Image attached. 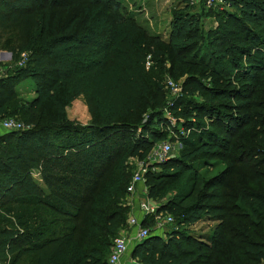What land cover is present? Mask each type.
Here are the masks:
<instances>
[{
	"label": "trees",
	"instance_id": "16d2710c",
	"mask_svg": "<svg viewBox=\"0 0 264 264\" xmlns=\"http://www.w3.org/2000/svg\"><path fill=\"white\" fill-rule=\"evenodd\" d=\"M229 1L234 13L195 15L180 0L164 49L123 13V0H0V41L16 34L10 52L16 62L26 55L0 78V120L39 115L32 127L0 135V264H108L129 212V160L180 128L188 134L179 157L146 175L151 199L171 197L162 211L175 226L137 242L132 259L264 264V34L253 29L264 24V0ZM203 16L221 22L210 37ZM166 53L188 75L174 127L163 114ZM148 56L156 65L146 69ZM29 79L37 96L25 111L16 88ZM81 97L87 126L67 117ZM203 221L215 223L209 236L192 230Z\"/></svg>",
	"mask_w": 264,
	"mask_h": 264
},
{
	"label": "rangeland",
	"instance_id": "374dc122",
	"mask_svg": "<svg viewBox=\"0 0 264 264\" xmlns=\"http://www.w3.org/2000/svg\"><path fill=\"white\" fill-rule=\"evenodd\" d=\"M123 13L128 16V17H133L136 22L140 23L150 35L154 37H160L162 40V48L167 49L168 47L164 44H167L169 34L171 31V23L173 21L175 12L178 10L180 6V0H123ZM203 9L208 12V11H213L210 10L203 5L199 7H194L191 8V13L192 14H202L204 12ZM230 13H234V9H229ZM200 27L203 32V34L207 37H210V34L215 32L218 27L220 26L221 22L216 19V17H208V16H203L200 20ZM253 29L257 30L258 32H262L264 34V24H258L256 26H253ZM14 36V37H13ZM12 36V39L10 37V33H5L4 38L0 41V55L5 54V56H2V59L0 57V66H3V69L0 67V74L3 72H8V70L16 63L17 65L20 66V63L22 62L21 59H23V56L16 62L14 60L13 54L10 52V48L14 46L17 42V37L16 34ZM209 42V38H208ZM8 58V60H7ZM165 70L162 73V76L160 77L161 82L163 85H165L166 89L163 91H168L166 95V100L165 104L163 107V111L165 108L170 107V111L172 110L176 100H178L180 97L183 95V89H184V83L187 78V76L182 77V69L181 66L176 64L173 60V57L171 58V53H166V58H165ZM156 64H152L149 68H153ZM158 72V71H156ZM195 68L192 69L191 74L194 75ZM5 73V74H6ZM196 74L197 77L200 75V71L197 72ZM161 75L160 72H158V76ZM18 88L20 91V97H19V104L18 106H23L26 109L31 106L33 100H35V95H36V83L32 81L31 79L23 81ZM174 89V92L172 91ZM166 94V92H165ZM37 96V95H36ZM202 101V99H199ZM172 105V106H171ZM166 111V109H165ZM172 113V111H171ZM23 114V113H22ZM17 115V116H11V119H15L19 122H21L26 128L32 127V125L36 124L33 120H30L32 116H34V112L29 113V116L26 115ZM173 114V113H172ZM39 116L38 114H35ZM67 117L68 119L73 122L76 125H81V126H87L92 123L91 117L88 112V108L86 106L85 100L83 98H80L76 100L73 104H71L67 108ZM29 119V120H28ZM32 119V118H31ZM2 120V119H1ZM28 121V122H27ZM182 128H180L181 130ZM183 131V129H182ZM5 131H0V135L4 134ZM176 143L177 140L172 138V140H168V142ZM182 143V142H181ZM179 148V147H178ZM179 151H176L173 156H178ZM148 155V154H147ZM147 155L141 159L135 158L136 160L143 161ZM179 157V156H178ZM131 161L133 168V173L135 172L136 168V163L134 162V159H130L129 162ZM217 162V161H214ZM218 163V162H217ZM224 164H220L215 169L210 171V173H206V170H202V174L200 177L206 176L207 178L212 177L213 175L219 173L220 171L223 170ZM163 169L159 166L155 172H161ZM205 172V173H204ZM204 173V174H203ZM187 176V175H186ZM173 192H177L176 188L174 189ZM171 195H174V193H171ZM169 198L167 197L166 199L161 200L162 204H166L169 201ZM125 206L129 208V212L127 214V219L126 223L124 226L121 228V230L110 240V251L107 256V261L109 260L113 245L122 234L124 233H131V227L129 226V220L133 214H136V201L134 196H129L126 195L125 199ZM175 226V225H174ZM174 226H169V230H173ZM215 226L214 222L211 221H203L199 222L198 224L195 225V227L192 229L194 233L202 236H209ZM155 233V232H152ZM160 234V233H159ZM80 241L82 244H85L86 246H89L90 244L87 242V240L84 238V236L81 235ZM132 249H130L131 251ZM130 253V252H129ZM131 256V255H130ZM132 259H129V262L126 264H131ZM4 264V263H1ZM5 264H10L9 262ZM20 264H32V261L30 258L24 259Z\"/></svg>",
	"mask_w": 264,
	"mask_h": 264
},
{
	"label": "built area",
	"instance_id": "2783aa9c",
	"mask_svg": "<svg viewBox=\"0 0 264 264\" xmlns=\"http://www.w3.org/2000/svg\"><path fill=\"white\" fill-rule=\"evenodd\" d=\"M188 5L191 8L199 7L203 5L204 7L213 11H229L231 8L229 0H188ZM26 61V55L23 56L20 65H23ZM152 65V58L148 56L146 61V69ZM6 72L1 73V75ZM174 92V89H172ZM172 106V105H171ZM170 107L165 108L163 114L167 120L170 121L171 126H176L177 119L172 115ZM0 128L6 131H23L26 127L19 121L15 119H4L0 120ZM170 136L168 140L174 138L177 140L176 143L162 141L156 143L151 151L148 153L147 157L143 161L134 159L136 163L135 172L131 183L127 189V195L134 196L136 201V214H133L130 218L129 226L134 229V235L129 233L122 234L118 239H116L108 264H125V259L128 257L131 247L137 242H144L152 232L166 237L167 232H169V226L175 225V218L173 215L162 211L161 201H155L149 197L148 187L146 186V175L150 171H155L160 165L167 163L174 156L176 151H180L183 147L182 138L186 137L188 132L184 129L180 131V134H175L172 130H169ZM179 147V148H178ZM146 220L152 221V226L147 227L143 225ZM160 233V234H159Z\"/></svg>",
	"mask_w": 264,
	"mask_h": 264
},
{
	"label": "crops",
	"instance_id": "0c3cea01",
	"mask_svg": "<svg viewBox=\"0 0 264 264\" xmlns=\"http://www.w3.org/2000/svg\"><path fill=\"white\" fill-rule=\"evenodd\" d=\"M5 56V54H2V55H0V57H1V59H2V56ZM7 60H8V58H7ZM2 69H3V66H0ZM3 76H5V74L3 75H1L0 74V78L1 77H3ZM20 86H18L17 88H16V90H17V93H18V95H19V97H20V91L18 90V88H19ZM35 98H36V95H35ZM81 98H83V97H81ZM0 131H1V128H0ZM3 131V130H2ZM34 177H35V180L37 181V183L39 184V185H41V186H43V181H42V179H41V177H40V175H39V173H35L34 174ZM198 224V223H197ZM196 225V224H195ZM195 227V226H194ZM193 227V228H194ZM134 232H135V230L134 229H131V235L133 236L134 235ZM134 248H135V244L131 247V251H130V253L128 254V257L125 259V264H126V262L128 263L129 262V259L131 258L132 259V256H130L131 254H132V252H133V250H134ZM132 262H131V264H136V262L132 259L131 260ZM130 264V263H129Z\"/></svg>",
	"mask_w": 264,
	"mask_h": 264
},
{
	"label": "water",
	"instance_id": "95a60500",
	"mask_svg": "<svg viewBox=\"0 0 264 264\" xmlns=\"http://www.w3.org/2000/svg\"><path fill=\"white\" fill-rule=\"evenodd\" d=\"M4 131V130H3Z\"/></svg>",
	"mask_w": 264,
	"mask_h": 264
}]
</instances>
